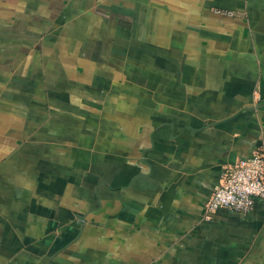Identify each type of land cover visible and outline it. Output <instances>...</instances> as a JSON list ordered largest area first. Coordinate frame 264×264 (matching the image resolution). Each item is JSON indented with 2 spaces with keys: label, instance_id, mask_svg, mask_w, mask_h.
I'll return each mask as SVG.
<instances>
[{
  "label": "crops",
  "instance_id": "0c3cea01",
  "mask_svg": "<svg viewBox=\"0 0 264 264\" xmlns=\"http://www.w3.org/2000/svg\"><path fill=\"white\" fill-rule=\"evenodd\" d=\"M260 146L264 0H0V264H264Z\"/></svg>",
  "mask_w": 264,
  "mask_h": 264
},
{
  "label": "built area",
  "instance_id": "2783aa9c",
  "mask_svg": "<svg viewBox=\"0 0 264 264\" xmlns=\"http://www.w3.org/2000/svg\"><path fill=\"white\" fill-rule=\"evenodd\" d=\"M233 16V12L219 10ZM257 201L264 202V147H257L250 158L242 159L224 170L205 206V219L211 220L218 210L246 214Z\"/></svg>",
  "mask_w": 264,
  "mask_h": 264
}]
</instances>
